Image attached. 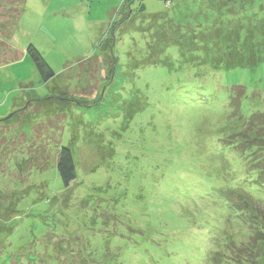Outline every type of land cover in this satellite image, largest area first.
Returning <instances> with one entry per match:
<instances>
[{
    "label": "rangeland",
    "instance_id": "rangeland-1",
    "mask_svg": "<svg viewBox=\"0 0 264 264\" xmlns=\"http://www.w3.org/2000/svg\"><path fill=\"white\" fill-rule=\"evenodd\" d=\"M249 2L26 1L9 42L19 58L0 64V254L16 253L0 264H209L213 239L243 241L219 191L247 188L245 159L264 179L263 154L225 146L262 111L264 35L254 55L247 34L264 0ZM233 85L246 89L237 116ZM60 146L75 162L67 189Z\"/></svg>",
    "mask_w": 264,
    "mask_h": 264
},
{
    "label": "trees",
    "instance_id": "trees-1",
    "mask_svg": "<svg viewBox=\"0 0 264 264\" xmlns=\"http://www.w3.org/2000/svg\"><path fill=\"white\" fill-rule=\"evenodd\" d=\"M26 1L27 0H0V64H3L4 62H11L19 58V54L17 52V54L14 53V51L11 52V45L9 42H11L18 21L22 13L24 12ZM205 1L208 2V4H210L211 6H216L219 4H221V6H225V4H233L234 6L235 4H240L242 6L244 5L245 7H247L249 4V6H251L249 0ZM249 14H247L246 16L255 18L252 13L250 15ZM262 16L264 17V14H262ZM250 20L251 19H249L248 21ZM247 35L249 36L247 43L252 40L253 44L257 43L253 46V50L250 51V53L256 55V52L260 50V46L264 43V41H262V44L260 45L261 41L259 40V38H262L264 35V20L262 18H255V20L253 21L252 30ZM227 43L230 49L232 45H237L236 42L234 44L231 41H227ZM242 48L243 57L241 60L244 62L243 59L245 58V54L248 52V49L245 46L241 47V49ZM25 53L30 57L41 81L44 84L54 79L55 74L53 70L49 67V65L46 63L43 56L35 48V46H33L32 44H28L25 49ZM247 55L249 54L247 53ZM113 57L117 61L116 56L113 55ZM247 59H250L249 56H247ZM231 63H233L231 68V70L233 71L234 68L237 67L235 56L233 57V61H231ZM249 68L252 69L254 67ZM245 94L246 89L242 86L233 85L228 88L229 106L232 110L233 116L238 115L237 113L241 104V100ZM261 96H263L262 102L259 99ZM251 98L253 101L262 103V111L252 112L245 120L240 117V119H238L242 122L240 132L236 133L234 137H232L235 140L234 142H229L225 144V146L234 149L242 155H245V158L247 157L249 152L252 153L253 151L255 152L257 150L256 152H260L261 154H263L262 159H264V94L261 95L259 93L253 92ZM62 115L63 114H57L54 120L60 119ZM1 140L2 139L0 138V141ZM12 157L10 159H7L5 164H11V161L13 159ZM54 159V169L56 170L61 185L65 189H67L76 178L75 162L72 156V152L69 148L60 146L57 149ZM245 165L247 171H250L253 177L249 179L250 184L247 185V188L245 189V187H243L244 184H240L237 185L236 188L228 189L227 191H225V193L221 191H219V193L220 196L224 199L225 207L229 212L227 220L229 222V226L234 222L244 224L247 229L245 233L246 237H243V241L239 239L233 240L232 237L226 234V236L221 240L213 239L212 250L207 255V261L209 262V264H220V259L219 257H217L219 255V251L227 253V255L225 254V256L229 257L230 264H257V260L259 258H263L264 262V205H262L263 202L259 197L264 196V179L262 177L263 170L259 167L248 169L246 159ZM1 175H4V173H2ZM247 190H249L250 192H248ZM2 192L3 191L0 190V194ZM246 225L252 227L248 228ZM1 245H4L5 248L2 247L0 259H8V257H10L11 255L16 254L8 253L7 255L3 256L4 252H7V244H4V242H2ZM30 249L32 250V248ZM26 250H22L21 252H25ZM32 252L34 253L36 251L32 250ZM52 252L50 254L51 256L53 255ZM260 252H262V254H260Z\"/></svg>",
    "mask_w": 264,
    "mask_h": 264
}]
</instances>
